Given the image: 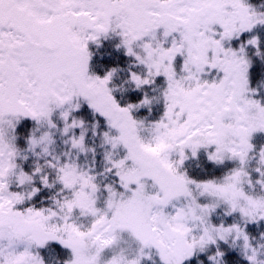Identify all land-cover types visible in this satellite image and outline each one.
<instances>
[{
	"label": "snow or ice",
	"instance_id": "1",
	"mask_svg": "<svg viewBox=\"0 0 264 264\" xmlns=\"http://www.w3.org/2000/svg\"><path fill=\"white\" fill-rule=\"evenodd\" d=\"M258 26L264 4L249 0H0V264H49L45 252L52 264H228L223 246L264 264V232L247 231L264 222V83L252 86L248 51L264 60V41L242 39ZM109 39L140 69L125 83L157 96L121 106L119 69L90 72L91 47ZM161 100L158 120L135 117ZM85 104L91 124L75 115ZM89 130L102 172L78 162L95 156ZM201 151L235 166L192 179L185 162ZM221 207L239 219L213 223Z\"/></svg>",
	"mask_w": 264,
	"mask_h": 264
},
{
	"label": "trees",
	"instance_id": "2",
	"mask_svg": "<svg viewBox=\"0 0 264 264\" xmlns=\"http://www.w3.org/2000/svg\"><path fill=\"white\" fill-rule=\"evenodd\" d=\"M253 6L259 7V5L264 4V0H249ZM252 35L258 36L261 41H264V26H258L253 33L245 34L242 39L250 38ZM118 43L117 39H109L102 41L101 47L97 48L95 46L91 47V51L93 52V57L90 63V72L99 76H103L107 71L112 68H117L119 71L114 77L113 84L116 87L117 91L114 92L117 100L120 102L121 106L126 105L127 103H137L144 94L141 93L142 90H134V86H129L125 83L129 79L130 71H139L138 67L133 66L134 62L132 58L126 56L123 50H117L116 44ZM249 57L252 60L253 66L250 69V81L253 87L259 88L261 83H264V60L260 57L255 56V49L249 48ZM264 51V49H262ZM178 63L181 61L178 58ZM161 79H158L157 82H160ZM144 90H148L149 96H155L154 93L150 91V88H145ZM264 98V90L261 91V97ZM153 110V114L148 118V120L157 119L160 116V108L161 103L153 102L151 105ZM78 118L85 119L89 124L93 123V116L91 110L87 108V105H83L81 110L76 113ZM32 127V122L25 121L19 128L18 133H26V131ZM106 125L101 124L100 128L97 129L98 133H102L106 131ZM56 151L57 153H62L66 150L65 145L63 143V137L57 133L56 137ZM264 140V135H257L254 138V143L258 146L259 141ZM19 144L23 146V140L18 141ZM86 143L90 148L95 150V156L89 153L87 156L80 154L78 157V162L84 167H93L96 172H102L104 168V148L102 147V141L100 139L99 134L97 136H93L91 130L88 131L86 136ZM34 158L30 157L28 161L24 163L25 170H29V166L33 163ZM234 163L232 164H222L217 165L213 164L208 158L201 154L195 160L187 161L185 164L186 171L189 176L198 179V180H210L223 177L228 171H230L234 167ZM255 177V173H253ZM111 178L99 177V180L102 183H109ZM52 194L49 190H44V193L39 197L38 200L34 201L37 205H40V201H43L45 205L49 203L48 197ZM233 218H230L231 222ZM262 227L264 229V222H261L259 225H248L247 231L251 236L260 235L257 232V227ZM255 237V236H253ZM257 238V237H256ZM48 260H51L53 253L49 252ZM59 257H65L67 255L66 252L59 251ZM228 257V264H247V262L239 256V254L233 250H229L226 253Z\"/></svg>",
	"mask_w": 264,
	"mask_h": 264
},
{
	"label": "rangeland",
	"instance_id": "3",
	"mask_svg": "<svg viewBox=\"0 0 264 264\" xmlns=\"http://www.w3.org/2000/svg\"><path fill=\"white\" fill-rule=\"evenodd\" d=\"M239 44H240V41H234V42H233V47H238ZM162 87H163V84L160 86V88H162ZM150 91L152 92V89H151V88H150ZM144 92H148V90H142V91H141L142 94H144ZM163 110H164V107H163V101L161 100V108H160V113H161V114H160V116L163 114ZM152 114H153V109H152V108H151V112H149V109H148V108H141L138 112L134 113V115H135V117H136L137 119H147V120H148V118H150V116H151ZM160 116H158L157 119H152V120H148V121H153V122H154V121L158 120ZM260 145H261V146H264V142H260ZM200 154H203V155H205V156L207 157V154L204 153L203 151H201V152L199 153V155H200ZM199 155H198V157H199ZM198 157H197V158H198ZM190 160H191V159H190ZM186 162H187V161H186ZM186 162H185V163H186ZM232 163H233V162H231V161H225L224 164H232ZM190 178H191V177H190ZM221 178H222V177H221ZM192 179H194V178H192ZM217 179H220V178H217ZM195 180H197V181H203V180H198V179H195ZM230 218H233V222L239 219L238 215H234V216H225V214H224V209L221 207V208H218V209L216 210V213H215L214 216L212 217V220H213V223H216V224H219V223H221V222H224V223H232V222L229 221ZM250 225H254V224H250ZM256 227H257V229H258L257 232H258L259 234L262 233V232H264V229H262V227H259V226H256ZM253 236L259 238V235L257 236V235H254V234H253ZM223 250H225L226 253H227V251H229L230 249H228L227 246H223ZM60 251L65 252L64 250H60ZM49 254H50L49 252H45V253H44L46 259H48ZM49 264H52V260L49 261Z\"/></svg>",
	"mask_w": 264,
	"mask_h": 264
}]
</instances>
